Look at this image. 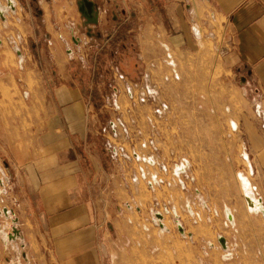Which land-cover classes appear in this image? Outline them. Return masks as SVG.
Masks as SVG:
<instances>
[{"label":"rangeland","instance_id":"374dc122","mask_svg":"<svg viewBox=\"0 0 264 264\" xmlns=\"http://www.w3.org/2000/svg\"><path fill=\"white\" fill-rule=\"evenodd\" d=\"M49 1L40 5L39 0H27L30 10L24 11L15 0V11L3 12L8 13L6 21L0 18L3 64L16 71L0 74V82L6 84L2 100L16 118L38 114L23 96L27 92L34 96L38 82H74L88 96V113L98 126L105 168L111 174L119 170L130 184L123 188L121 212L112 218L116 229L108 237L112 242L108 264H264L263 213H253L244 202L242 178L249 180L250 174L238 130L243 99L238 84L220 66L212 43H204L185 59L169 50L156 29H150V0H98L102 9L91 13L86 0H73V13L69 12L74 24L62 28L67 41L58 39L60 33L50 27L56 41H49L43 31L37 46L34 24L29 22L37 23L41 11L54 18ZM0 3L2 7L6 2ZM21 17L29 24L24 41L28 59L15 52L22 43L14 30L21 29L17 22ZM49 48L55 60L65 64L64 72L58 73L54 64L51 67ZM118 118L129 129L128 135L104 133L109 121ZM112 146L121 149L117 156L110 151ZM132 152L168 166L187 158L195 182L183 189L170 169L123 158ZM140 167L165 184L149 189ZM3 196L0 184V210L6 208L9 214H0V264H26L18 217ZM163 208L169 211H163L165 231L154 218V212ZM228 209L234 222L227 221ZM10 232H17L16 240L7 243L4 233ZM220 237L228 243L226 252Z\"/></svg>","mask_w":264,"mask_h":264},{"label":"crops","instance_id":"0c3cea01","mask_svg":"<svg viewBox=\"0 0 264 264\" xmlns=\"http://www.w3.org/2000/svg\"><path fill=\"white\" fill-rule=\"evenodd\" d=\"M19 3L22 10H30L27 0ZM49 3L54 18L41 11L37 23L29 22L34 24L37 46L43 31L49 41H56L50 27L60 33L58 39L67 41L62 28L74 24L69 12L73 13V0ZM86 3L91 4L89 13L102 9L98 0ZM17 22L25 32L14 28L23 43L19 48L28 59L24 41L29 24L24 17ZM150 29H156L169 50L185 59L211 42L220 66L238 84L243 99L239 136L251 196L259 200L264 221V129L255 112L258 108L264 115V0H150ZM48 52L53 58L51 67L56 65L58 73L64 72L65 64L55 60L51 48ZM38 55L43 58L42 52ZM4 59L0 54V74L15 73L3 64ZM5 85L0 84L1 187L3 199L9 200L19 220L25 263L108 264L112 243L108 237L116 229L112 218L121 212L123 188L130 184L123 181L119 170L111 174L105 168L98 126L88 113V96L74 82H38L34 96L23 95L38 114L15 118L2 100Z\"/></svg>","mask_w":264,"mask_h":264},{"label":"built area","instance_id":"2783aa9c","mask_svg":"<svg viewBox=\"0 0 264 264\" xmlns=\"http://www.w3.org/2000/svg\"><path fill=\"white\" fill-rule=\"evenodd\" d=\"M7 14L8 13H6V14L0 13V18L3 21H6V15ZM74 42H77V41H74ZM15 52L18 55V57H21L22 54H21V51L19 48H15ZM127 95L131 99L134 98V93L132 92V90L130 88H128ZM157 110L160 111L161 109L157 108ZM255 112H256L257 116L261 117L262 126L264 129V115L260 114V111L258 108L255 109ZM119 127H122V133L119 131ZM103 132L108 133L114 137H117V136H121V134L128 135L129 129L123 124L122 120H120V118H118L115 121L110 120L108 128L103 129ZM110 149H111L110 151L115 156H117L118 152L121 150L120 148H118L116 146H112ZM123 158L126 161H131V160L140 161V160H142V161L146 162V164L149 166H155L156 165L158 168L160 166V169H162V170L170 169L172 174L177 178V183L183 189L187 188L188 182H190V183L195 182L194 176H192V174H190L191 173V163L187 158L178 159L175 162H173V164L171 166H168V164L167 165L166 164L160 165L158 163L156 164L155 160H153L152 158H150V157L143 158L136 152H132V154L125 153L123 155ZM139 174H140L141 178L145 179L149 189L154 190L156 188V186H159L160 184H165L164 179L157 178V176L154 174L150 176L149 173H147L146 170H144V168H142V167L139 168ZM0 182H1L0 184L2 185V180H0ZM163 209L161 211L154 212V218H155V221L158 223V225H160V227H162L166 230V227L164 226V224L162 223L161 220L163 219V215H162V214H164L163 211H166V212H169V211L166 210L165 208H163ZM4 211L8 212V210H6V208L4 209ZM261 212L263 213L262 209H261Z\"/></svg>","mask_w":264,"mask_h":264},{"label":"bare ground","instance_id":"6f19581e","mask_svg":"<svg viewBox=\"0 0 264 264\" xmlns=\"http://www.w3.org/2000/svg\"><path fill=\"white\" fill-rule=\"evenodd\" d=\"M5 6H3L2 5V7H0V13L2 14L4 11H15V9L13 8L14 7V4H15V0H5ZM1 4V3H0ZM1 6V5H0ZM11 7V8H10ZM5 12V13H6ZM242 180H243V187H244V190H245V194H244V202H245V204H246V206L248 207V209H250V210H252V212L254 213V212H256V213H262L261 212V206L259 205V200H257V199H255V198H253L252 196H251V191H250V188L248 189V186H249V180L246 178V177H243L242 178ZM250 187V186H249ZM254 196V195H253ZM263 211V210H262ZM2 212V213H1ZM1 214L2 215H4V216H9V214H8V212L7 211H2L1 210ZM163 215V214H162ZM225 216H226V218H228L227 219V221H229V222H234V215H233V212L230 210V209H228L227 210V213L225 212ZM164 219V218H163ZM162 219V220H163ZM161 220V221H162ZM162 223H163V221H162ZM177 224H178V229H179V231L180 232H182V234H184V229H183V227H182V225L179 223V221H177ZM164 226H165V224H164ZM166 227V226H165ZM161 229H163V231H165V229L164 228H162L161 227ZM15 231H17V230H15ZM2 233H3V231H2ZM16 235H17V232L16 233H13V232H10V233H4V237H5V239H6V242L8 243V241H15L16 240ZM221 238V237H220ZM220 238H218L219 239V241H220ZM221 245L223 246V245H225V247H223V248H225V249H227V250H224L225 252L226 251H228V243L226 242V240H225V243L224 244H222L221 243Z\"/></svg>","mask_w":264,"mask_h":264},{"label":"water","instance_id":"95a60500","mask_svg":"<svg viewBox=\"0 0 264 264\" xmlns=\"http://www.w3.org/2000/svg\"><path fill=\"white\" fill-rule=\"evenodd\" d=\"M87 6H88V8L91 10V5H90V3H87ZM15 233H16V232H15ZM220 243H222V244L225 243V238H224V237H221V238H220ZM223 247H225V245H223Z\"/></svg>","mask_w":264,"mask_h":264},{"label":"flooded vegetation","instance_id":"af4514ba","mask_svg":"<svg viewBox=\"0 0 264 264\" xmlns=\"http://www.w3.org/2000/svg\"><path fill=\"white\" fill-rule=\"evenodd\" d=\"M11 8V7H10ZM14 9L16 8V6H15V4H14V7H13Z\"/></svg>","mask_w":264,"mask_h":264}]
</instances>
